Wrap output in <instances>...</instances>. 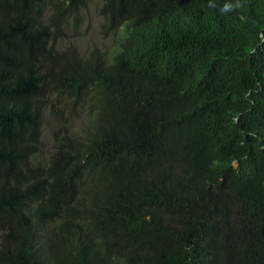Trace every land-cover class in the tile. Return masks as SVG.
<instances>
[{"label": "trees", "instance_id": "trees-1", "mask_svg": "<svg viewBox=\"0 0 264 264\" xmlns=\"http://www.w3.org/2000/svg\"><path fill=\"white\" fill-rule=\"evenodd\" d=\"M82 4L0 0V264H264V0H101L109 56Z\"/></svg>", "mask_w": 264, "mask_h": 264}, {"label": "rangeland", "instance_id": "rangeland-1", "mask_svg": "<svg viewBox=\"0 0 264 264\" xmlns=\"http://www.w3.org/2000/svg\"><path fill=\"white\" fill-rule=\"evenodd\" d=\"M100 6L101 0H83L82 7L75 18H67L63 24L55 48L62 50L65 46L71 45L80 56H86L92 50H96L102 56H109L113 50L116 32L111 35H104L100 32L102 24V19L98 14ZM46 16L45 14L44 19ZM53 106L60 108L57 114H51L48 109H45L42 114L40 141L45 151L51 149L54 135L57 136L62 132L76 133L78 125L84 119L83 110L74 105L68 104L67 109ZM57 131L59 134L56 133Z\"/></svg>", "mask_w": 264, "mask_h": 264}]
</instances>
